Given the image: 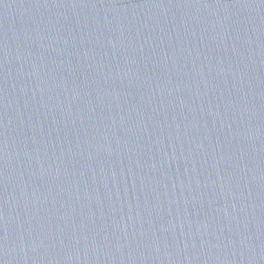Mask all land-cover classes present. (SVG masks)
<instances>
[{"label":"water","instance_id":"water-1","mask_svg":"<svg viewBox=\"0 0 264 264\" xmlns=\"http://www.w3.org/2000/svg\"><path fill=\"white\" fill-rule=\"evenodd\" d=\"M0 264H264V0H0Z\"/></svg>","mask_w":264,"mask_h":264}]
</instances>
